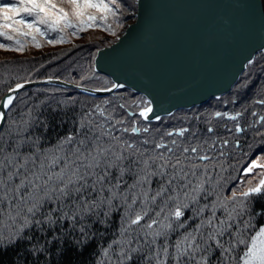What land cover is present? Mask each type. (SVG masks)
I'll list each match as a JSON object with an SVG mask.
<instances>
[{"label":"snow or ice","instance_id":"1","mask_svg":"<svg viewBox=\"0 0 264 264\" xmlns=\"http://www.w3.org/2000/svg\"><path fill=\"white\" fill-rule=\"evenodd\" d=\"M122 16V5L117 0H6L0 2V38L9 43H0V48L24 51L25 40L29 37L39 48L41 44L37 38L49 33H57L58 38L48 43H60L65 39L66 29H71L70 34L75 36L80 31L102 27L116 35V30L122 27ZM22 87L23 84L17 83L9 91ZM14 99L8 95L3 107L10 108ZM151 111L149 103L142 107L139 115L147 119ZM222 115L237 120L240 114L215 113L216 117ZM3 119L4 113L0 112V121ZM259 122L264 123V117ZM22 123L23 130L27 131L29 121ZM124 124V119H116L106 108L96 106L94 112L81 117L77 134L62 138L52 154L41 153L39 149L22 153L20 149L27 143L23 138L12 142L9 151L10 138L6 140L0 136V250H6L14 238L18 240L24 229L33 224L52 225L68 218L74 226L77 216L99 218V209L111 210L114 202L119 201L125 209L124 223L119 239L112 241L118 251L109 264H132L142 253L141 264H169L170 261L171 264H210L216 250H220V256L211 264H237L232 253L239 245H246L242 264H264V225L255 231L248 244L243 233L251 225V217L243 228L239 223L242 214L248 211L251 198L264 195V179L240 192L239 199L233 191L230 198L213 201L212 214L201 218L194 229L170 244V235L187 223V220L180 223L185 210L198 203L201 196L211 194L205 185L211 179L209 163L215 156L209 152L215 148V142L208 145L207 150L201 145H184L175 139L169 143L162 139L148 147L152 143L148 139L130 141L116 134L139 135L147 133V127L140 128L136 122L131 128L118 127ZM188 131L184 128L167 135L183 137ZM207 131L212 133L214 129L209 127ZM235 131L241 132L243 128L237 124ZM227 144L228 140H224L223 145ZM258 166L264 167L253 161L244 171L251 173ZM126 175L134 177L133 183L121 191ZM154 178L155 189L152 188ZM49 205L52 207L48 214L43 220H37V215ZM154 207L160 210L142 224ZM208 207L205 204L194 212L200 215ZM218 207L224 210L223 218L216 216ZM57 212L60 215L54 219ZM259 213L264 215V208ZM103 215L107 217L109 212ZM97 222L106 221L98 219ZM234 226L235 232L232 231ZM5 230L9 233L7 240L3 236ZM79 231L80 239L73 241V246L82 252L93 237L84 227ZM226 235L229 236L227 240L223 239ZM105 254H109V249Z\"/></svg>","mask_w":264,"mask_h":264},{"label":"trees","instance_id":"2","mask_svg":"<svg viewBox=\"0 0 264 264\" xmlns=\"http://www.w3.org/2000/svg\"><path fill=\"white\" fill-rule=\"evenodd\" d=\"M0 2H6V0H0ZM262 3L264 8V0ZM71 31V29L65 30V39L60 43H48L49 40L58 38L57 33H49L47 36L37 38L41 44L39 48L35 47L30 37L25 40L24 51L0 48V97L17 83L46 77H57L90 88L111 86L112 81L109 77L95 71L93 60L96 51L114 42L119 36L118 33L122 31L118 32V28L114 38L102 27L80 31L75 36L70 34ZM0 43L9 42L0 38ZM261 101H264V49L255 54L226 94L211 98L189 109L176 110L155 121H146L139 115V110L148 104V101L143 95L127 88H120L105 96H93L58 85L44 84L30 87L16 94L13 105L6 111L0 136L6 140L10 138L9 151L12 142L23 138L27 143L21 147L22 153L27 154L39 149L41 153L52 154L62 138L69 134H77L81 117L87 112H94L96 106H100L111 112L116 119L125 120V124L118 127L131 128L133 122H136V126L140 128L147 127L149 131L141 132L139 135L131 132L116 134L130 141L139 142L148 139L152 142L148 147L154 146L155 142H160L162 139L165 143L175 139L184 145L189 143L201 145L207 150L208 145L215 142V148L209 152L210 155L215 156V159L209 163L211 179L210 183L205 185L211 194L201 196L198 203L192 204L185 210V216L181 218L180 223L185 220L187 223L183 228H177L169 237V243L174 244L185 232L194 229L201 218L206 219L212 214L213 201L218 198H230L233 191H236L239 199L240 192L255 186L254 181L260 179L261 174H258L256 179L247 182L248 173L246 174L244 170L251 160L264 154V123L255 120L254 124L248 126L240 135H236L232 128V133L236 136L239 145L235 146V143L230 141L224 146L223 141L229 135L224 132V137H221L225 130L216 128V125L221 124L217 118L213 117V113L229 108L231 112H239L240 117H248L252 111H257L264 116V103ZM24 120L29 121L27 131L23 130L22 121ZM208 127H212L214 131L209 133ZM184 128L189 131L183 137L167 135L168 132H176ZM220 152L224 155L220 156ZM133 179V176L126 175L124 177L126 183L122 184L121 191L132 184ZM152 188H157L155 178ZM205 204L209 207L205 208L200 215H196L194 209L203 207ZM231 206L229 203V207ZM50 207L52 206L42 209L36 219L43 220ZM135 208L138 210L139 204ZM262 208H264V195L254 196L248 205V211L244 212L239 219L240 226L243 228L245 221L251 217V225L243 233L248 244H250L251 236L264 224V215L259 213ZM159 210V207H154V211L141 223L150 221ZM98 211L101 213L99 218L77 216L74 226L68 218L61 219L52 225L46 222L31 225L24 229L18 240L14 238L13 243L7 245L6 250H0V264H109L110 261L115 260V254L118 251L112 241L119 239L125 209L119 201H115L111 210L105 207ZM104 212H109V215L105 217ZM59 215L60 213L57 212L53 218ZM216 216L223 218L224 210L218 207ZM98 219L106 222L99 223ZM81 227H84L85 232L93 237L91 243L82 252L77 251L73 246V241L80 239ZM235 230L234 226L232 231L235 232ZM8 235V231L5 230L3 232L5 240ZM223 239L227 240L229 236L226 235ZM163 242V240L160 241L161 244ZM106 249H109L108 255L105 254ZM245 250L246 245H239L232 253L237 264H242V254ZM61 252H63L62 255ZM143 256L142 253L135 257L132 264H141ZM219 256L220 250H216L210 259V264Z\"/></svg>","mask_w":264,"mask_h":264},{"label":"water","instance_id":"3","mask_svg":"<svg viewBox=\"0 0 264 264\" xmlns=\"http://www.w3.org/2000/svg\"><path fill=\"white\" fill-rule=\"evenodd\" d=\"M263 49L262 0H136L135 19L94 56L95 71L111 86L90 88L57 77L20 82L22 88L10 92L14 85L0 97V130L6 97L44 84L93 96L130 89L152 107L142 118L155 121L226 94Z\"/></svg>","mask_w":264,"mask_h":264},{"label":"flooded vegetation","instance_id":"4","mask_svg":"<svg viewBox=\"0 0 264 264\" xmlns=\"http://www.w3.org/2000/svg\"><path fill=\"white\" fill-rule=\"evenodd\" d=\"M216 112H220V113H227V114H229V115H236L237 113H239V112H231L230 110H229V108H225L224 110H222V111H215L214 113H213V117L214 118H217L218 119V121H220L219 123L221 124V125H216V128H219V129H222L223 128V130H225V131H223L222 132V136L221 135H218V136H221V137H224V135L225 134H223L224 132H226L229 136H227V138L225 139V140H228V143L230 142V141H232V142H234L235 143V146H238L239 145V142H238V140L236 139V136L232 133L233 131H232V128L234 129V132H235V134L237 135V134H243V132H244V130H246L247 128H248V126H252L253 124H254V121L255 120H257V122H259L260 121V118L261 117H264L263 116V114H261V113H258L257 111H252L251 112V114L250 115H248V117H240V115H239V117H238V119L237 120H231V119H228L227 117H225V116H221V117H216L215 116V113ZM254 113H255V115H254ZM240 114V113H239ZM256 118V119H255ZM260 123V122H259ZM237 124H239L242 128H243V131H241V132H236L235 131V126L237 125ZM227 127H228V129H227ZM209 128V127H208ZM212 128V127H211ZM227 129V130H226ZM179 130V129H178ZM238 142V143H237Z\"/></svg>","mask_w":264,"mask_h":264},{"label":"rangeland","instance_id":"5","mask_svg":"<svg viewBox=\"0 0 264 264\" xmlns=\"http://www.w3.org/2000/svg\"><path fill=\"white\" fill-rule=\"evenodd\" d=\"M117 2L122 5V12H123L122 27L119 28L118 32H120V31L123 32L124 28L126 27V24L132 22L135 19L136 0H117ZM126 17H128V18L126 19ZM121 33H118V35H120ZM114 37H115V35L112 36V38H114ZM106 46H108V45H106ZM253 161H256L258 165H264V154L259 155L256 158H254L253 160H251V162L245 167V169ZM258 174H261L260 179H264V167L258 166L255 169H253V171L251 173H248V176L246 177V181L250 182L254 178L256 179L258 177ZM259 180L258 181L255 180L254 182H256V184H257L259 182Z\"/></svg>","mask_w":264,"mask_h":264}]
</instances>
